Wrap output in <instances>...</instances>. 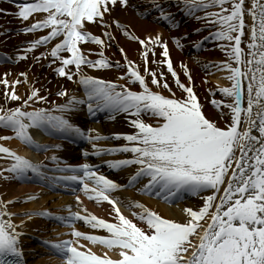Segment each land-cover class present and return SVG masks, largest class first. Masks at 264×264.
I'll list each match as a JSON object with an SVG mask.
<instances>
[{
    "label": "snow or ice",
    "instance_id": "6c2138e0",
    "mask_svg": "<svg viewBox=\"0 0 264 264\" xmlns=\"http://www.w3.org/2000/svg\"><path fill=\"white\" fill-rule=\"evenodd\" d=\"M11 2L15 12L6 8H0V12L30 21L22 27L23 33L46 31L25 41L14 54L0 52V61L19 63L31 54L29 69L44 61L43 67L78 83L83 95L58 86L55 95L64 100L57 103L49 99L46 87L38 86L35 78L29 80L27 70L17 73L15 78H10V68L0 72V128L11 131V136L0 135V140L14 136L44 152L63 147L60 143L36 141L30 132L36 128L58 139L90 142L92 151L82 150L84 156L128 154L102 161L110 170L136 167L126 183L121 184L101 172L98 164L61 162L62 157L55 153L46 157L53 161L51 165L33 162L0 143V159L10 161L0 167V179H36L50 188H68L69 182H78L79 191L85 196L110 206V218H104L91 213L77 195L75 200L83 213L72 211L70 204L65 206L69 209L67 215L46 208L14 213L8 205L15 199H0V264H26L21 246V237L26 234L22 228L25 220H14L17 215L26 219L38 215L68 226L69 231L62 234L64 239L41 241L61 258L62 264H264V0H178L184 15L202 23L193 32L214 26L207 35L192 42L193 48L200 49L202 41L207 40L224 42L219 47L228 59L206 62L210 68L224 70L229 81L208 89L211 104L221 113L216 119L204 112L194 90L192 70L184 61L180 67L188 82L181 81L173 66L169 38L160 31L138 35L129 22L113 15L117 5L122 9L130 7V0ZM148 4L150 8L142 9L145 17L155 10L156 18L165 21L170 29L179 27L165 0H148ZM89 24H99L102 34H94ZM113 28L138 42L143 71L128 58L123 47L119 48L123 65L105 55L104 49L116 40ZM188 36L184 32L170 39L182 50ZM87 43L98 48L83 47ZM42 46V51H36ZM157 48L159 60L155 58ZM93 53L96 58H92ZM149 63L166 66L183 95L177 96L165 72L149 68ZM111 67H123L126 71L112 80L86 70ZM119 80L128 83L121 84ZM21 83L28 86L23 95L17 91ZM129 84H138V90ZM217 91L223 94L222 98H216ZM10 101L19 103L8 107ZM81 106L90 116L104 111L114 119V114L123 113L134 130L104 135L97 129L82 127L73 120ZM144 116L152 119L145 120ZM106 139H122L124 143H96ZM141 180L144 183L136 188L138 193L169 204L190 193L200 197V203L184 206L183 219H177L141 200L113 195L119 189L135 187ZM121 205L131 209V213L125 214ZM78 221L91 229L105 230L106 234L79 230L74 226ZM84 241L102 249L95 251Z\"/></svg>",
    "mask_w": 264,
    "mask_h": 264
},
{
    "label": "bare ground",
    "instance_id": "6f19581e",
    "mask_svg": "<svg viewBox=\"0 0 264 264\" xmlns=\"http://www.w3.org/2000/svg\"><path fill=\"white\" fill-rule=\"evenodd\" d=\"M169 0H165V4L167 6ZM130 7L126 9H122L119 5L116 6V8L113 11V15L117 18H119L122 22H129L132 27L135 29L136 33L138 35L144 36L148 35L150 33H154L156 31H160L165 38H169V51L172 60L176 63V66L179 65L178 61H184L189 65L190 68L193 67H199L201 70L205 69L206 72H200V76L202 77V86L204 91L209 94L208 89L210 88H216L218 85L223 86L226 85V79L224 76V73L222 70H218L216 68H210L208 66H205V64L201 63L202 57H206V60H209L212 57L213 50L211 47H209L207 44L205 45V50L200 54L197 53L193 46L192 42L199 39L200 37H203L207 35V32L203 33L205 35H197V36H188L186 39H184V47L183 49H179L175 46V44L170 39V36L173 35H182L184 32H188V26L189 23L185 19H177L176 22L178 23V28H169L168 24L163 20H158L157 13L155 10H151L147 17H145L142 14V9L144 8H150V5L148 4V0H130ZM0 8H6L10 9L12 12H14L16 9L14 6H12L10 3L6 1L0 0ZM170 11H172L170 9ZM139 13V14H138ZM180 17H183V14L180 15ZM30 21H24L20 18L11 15L6 14L4 12H0V48H2L5 52H9L10 54H14L18 48L24 44L25 41H28L34 37H36L35 34L30 33H23L21 31L22 27L26 24H28ZM89 29L94 34H102L101 33V26L99 24H89ZM113 31L116 36V40L111 43V46L106 47L104 49V53L106 56L109 57L110 60L113 62L120 61V64L123 65V57L119 51L120 47H123L127 53V56L130 60L135 61L137 64H139L141 71H143V63L142 57L140 55V45L138 42L131 40L128 37H125L122 35L119 31L115 30L113 28ZM212 31V30H208ZM204 42V41H203ZM83 47L85 48H98L97 45L94 43H87L84 44ZM43 47L38 48L36 51H42ZM193 50V53H190V51ZM160 49H156V60L161 59L159 55ZM193 57H196V59H193ZM92 58H96L95 53L92 54ZM151 55L149 56V60H151ZM209 61L211 62H217L218 59L211 58ZM32 63V55L30 54L27 59L21 60L19 63L13 64H5L0 66V72L5 71L6 69L12 70V76L10 78L16 77V71H25L28 72V78L29 80H32L35 78L37 80L38 86H44L48 89L49 92V99L56 101L57 103L63 102L64 98L57 97L55 95V92L58 90V86H63L67 89H69L70 93H73L75 95H79V91L83 90L82 87L78 83H74L73 81L67 80L65 77H59L56 75V73L48 67H43L42 65L45 63L44 61H41L39 65H33L31 69L28 68V65ZM149 68H154L151 63ZM143 65V66H141ZM156 68L159 70L161 69L162 65L155 64ZM89 73L93 75H97L100 77H104L105 79H112L117 80L119 72L126 71L123 67H111L106 69H86ZM18 72V73H19ZM166 76L165 78L168 80V83H170V77L171 74L167 71L165 72ZM150 82V76L147 77ZM23 79V78H21ZM47 82V83H46ZM121 84L128 83L127 80H119L118 81ZM21 85H24L21 83ZM27 85V84H26ZM20 86V85H18ZM17 86V87H18ZM130 87H133L134 89L138 90V84H129ZM175 88V87H172ZM165 95L168 94L166 89H160ZM43 94V93H41ZM82 109H78L74 115L77 118H82V127L85 128H94L97 129L100 133L104 135H109L114 132H130L134 129L132 126L127 122L125 118V114L123 113H117L114 114V119L109 118V113L100 111L97 112V117L100 120V125H93L89 118L90 115L86 116V118L81 114ZM145 120H150L152 118L148 116H144ZM0 135H9L11 136V131L0 128ZM0 143H3L4 145L11 147L13 150L17 151L19 154H26L25 149L21 148L17 142V139L13 136L10 139H3L0 140ZM96 143L104 145V146H111L115 144L124 143L122 139H106V140H100L96 141ZM63 147L60 149L61 157H71V158H78L81 157V153H79V150H68V146L62 144ZM68 145V144H67ZM84 150H87L89 152L92 151L91 149V143L88 142L84 145ZM49 151H53L52 149H49ZM128 155V154H125ZM123 157L119 154V156H113L112 158L106 157V160L109 159H119ZM82 159V158H80ZM105 161L103 158H94L92 159L91 163L96 165H100V171L101 172H107L108 176L112 179L117 180L121 184H125L127 181V176L131 174L136 166H129L128 168H125L120 171H113L110 170L107 165L102 164L101 162ZM10 161L7 159H0V167L6 166ZM133 187V188H122L113 193V195L119 196L121 198H129L133 200H141L144 202L147 206L152 207L155 210L160 211L162 214L174 217L177 219H183V216L180 214L179 209H176L174 206L166 205L162 200H157L156 198L138 193L136 191V188H139L141 184ZM29 192H38V197H40L38 200L36 198H33L34 201H19L20 198L28 196ZM82 197L83 201L82 204L93 214H96L98 216H102L104 218H110L108 217V212L110 210V206L107 202H101L100 204H97L94 199H90L87 196H84L83 194L79 195ZM51 197L50 195H47L40 189L36 190V188H33L31 186H23L22 184H19L15 178L10 180H4L0 179V199L4 200H13L15 199V202L8 205L9 211H30L33 207H46L50 208L53 204L55 205L58 203V201H52L49 202L48 198ZM184 198H187L186 200ZM36 199V200H35ZM181 201L177 202L179 203L178 207L183 208L186 205H196L200 203V197L187 193V195H184ZM80 209H83L80 207ZM180 209V210H181ZM131 209L130 212L131 213ZM14 220H25V223L23 225V230L26 233L21 237V242L23 244L24 249V257L26 264H54V260L51 257H47V253L42 252V250L39 248L38 245L32 246L34 244L31 241L33 239H38L39 237H45L48 233H51L52 226H48L50 224L46 223V219H39L37 215H34L31 217V219H26L23 215H17L13 217ZM83 223V222H81ZM84 224V223H83ZM85 225V224H84ZM82 225V226H84ZM79 224L76 223V228L82 231H90V232H96L97 234H106L105 230L102 229H91L88 227H82ZM86 226V225H85ZM36 239V240H37ZM85 243H88L87 241H84ZM92 247V245H89ZM93 250L99 251L100 249L98 247H93Z\"/></svg>",
    "mask_w": 264,
    "mask_h": 264
},
{
    "label": "rangeland",
    "instance_id": "374dc122",
    "mask_svg": "<svg viewBox=\"0 0 264 264\" xmlns=\"http://www.w3.org/2000/svg\"><path fill=\"white\" fill-rule=\"evenodd\" d=\"M197 15H200V13H197ZM201 26H202V23L200 21H197L196 19H194L192 17L190 18L188 30L199 29V28H201ZM209 27L213 28L214 26H204L202 31L207 30V28H209ZM199 32H194L193 35L196 36V35L199 34ZM213 41L214 42H213L212 45H213V49L216 48L217 58L222 59V60L228 59V57L226 56L225 52L219 47V45L221 43H224V42L223 41H218V40H213ZM242 47H244L245 51H247L246 45H244L243 43H242ZM180 62L181 61H178L179 65L176 66V63L173 61V66L176 69V71L179 73L181 81L187 83L188 81H187L186 76L184 75L183 70L180 67ZM151 64H152V66H154V68H156L154 63H151ZM161 69H163L162 71H164V72L167 71L166 66L162 65ZM191 70H192L191 71V75H192V83H193V86H194V90H195V92L198 95L200 103L203 105L204 112L207 115L211 116L212 118L216 119L218 116L221 115L220 110H218L217 108H215L211 104L212 95L210 93L207 94L204 91L202 83H201L202 77L200 76V72H206L205 69L201 70L199 67H194ZM223 73H224V70H223ZM224 75H225V73H224ZM228 83H229V81L227 80V84ZM169 84L171 85V87H175L173 89L175 90L177 96L183 95L181 90L176 87L175 82H174L172 77H170V83ZM26 89H27V87L25 85H20V87L17 88V91L21 95H23L25 93ZM215 96H216L217 99H220V98H222L223 94L217 91L215 93ZM2 101H3V85H0V102H2ZM17 103H19V101H10L7 106L11 107V106H13V105H15ZM224 111L227 112V109H225ZM224 119H227L226 115L224 116ZM217 122L219 123L220 121L218 120ZM174 207L176 208V205ZM179 211H180V214L183 216V213L181 212L180 209H179Z\"/></svg>",
    "mask_w": 264,
    "mask_h": 264
}]
</instances>
